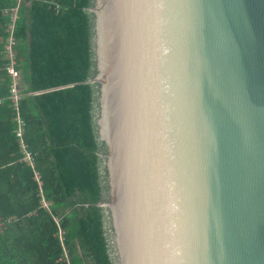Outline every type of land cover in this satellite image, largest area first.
Wrapping results in <instances>:
<instances>
[{"label": "water", "instance_id": "obj_1", "mask_svg": "<svg viewBox=\"0 0 264 264\" xmlns=\"http://www.w3.org/2000/svg\"><path fill=\"white\" fill-rule=\"evenodd\" d=\"M87 12L114 264H264V0Z\"/></svg>", "mask_w": 264, "mask_h": 264}, {"label": "trees", "instance_id": "obj_2", "mask_svg": "<svg viewBox=\"0 0 264 264\" xmlns=\"http://www.w3.org/2000/svg\"><path fill=\"white\" fill-rule=\"evenodd\" d=\"M17 4L0 0V220L13 218L0 232V264H114L107 219L97 205L106 190L95 123L97 86L86 82L94 71L87 12L92 0L19 1V111L40 186L21 161L8 98L5 10Z\"/></svg>", "mask_w": 264, "mask_h": 264}, {"label": "built area", "instance_id": "obj_3", "mask_svg": "<svg viewBox=\"0 0 264 264\" xmlns=\"http://www.w3.org/2000/svg\"><path fill=\"white\" fill-rule=\"evenodd\" d=\"M19 1L16 7H13L11 9H6L5 14L9 17V26H8V38L4 47V56L7 59V64L5 66L6 71L11 77V83H10V95L8 98L11 100V106L14 109L15 112V122H16V128H15V135L16 139L19 145V151L22 154L21 161L25 162L32 170H33V176L36 183L40 186V176L39 173L35 169V158L34 154L30 151L28 148L25 140H24V127H25V121L20 115L19 111V102L22 98V95L24 94L23 89V78H22V71L17 67V41L14 37V25L15 21L17 19V11L19 7ZM3 99L0 98V104H2ZM46 206V203H44ZM13 218L9 219H1L0 220V232L6 227V224L8 222H11ZM60 239L63 242L64 241V231H60ZM65 250V256L68 259V252Z\"/></svg>", "mask_w": 264, "mask_h": 264}, {"label": "rangeland", "instance_id": "obj_4", "mask_svg": "<svg viewBox=\"0 0 264 264\" xmlns=\"http://www.w3.org/2000/svg\"><path fill=\"white\" fill-rule=\"evenodd\" d=\"M23 66H25V60L22 61Z\"/></svg>", "mask_w": 264, "mask_h": 264}]
</instances>
